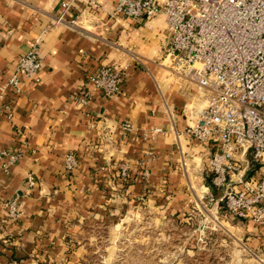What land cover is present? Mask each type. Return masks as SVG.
Here are the masks:
<instances>
[{"label":"crops","instance_id":"obj_1","mask_svg":"<svg viewBox=\"0 0 264 264\" xmlns=\"http://www.w3.org/2000/svg\"><path fill=\"white\" fill-rule=\"evenodd\" d=\"M94 1L74 0L57 22L62 0H0V83L37 40L42 60L36 78L24 77L20 93L9 87L0 100V150H23L9 170L0 162V264H27L38 243L58 256L66 228L79 227L80 207L103 210L97 203L113 179L120 210L143 197L154 210L186 214L185 221L198 207L207 211L208 197L218 193L207 169L209 145L183 133L185 107L199 105L197 88L170 81L160 62L170 43L165 16L134 20L114 14L117 0ZM102 66L126 68L121 91L107 96L89 82V101L76 99ZM125 120L136 128L123 137ZM71 150L79 157L74 170L64 165ZM123 164L126 177L118 172ZM11 199L22 211L16 222L5 205ZM218 213L221 244L264 254V227Z\"/></svg>","mask_w":264,"mask_h":264},{"label":"built area","instance_id":"obj_2","mask_svg":"<svg viewBox=\"0 0 264 264\" xmlns=\"http://www.w3.org/2000/svg\"><path fill=\"white\" fill-rule=\"evenodd\" d=\"M73 1L62 0L57 22ZM86 2L93 5L95 1ZM117 13L134 20L165 16L170 43L160 62L180 85L195 86L199 100L198 106L184 109L188 123L183 133L210 147L207 169L218 193L208 197L207 211L219 215L227 209L264 227V0H117ZM38 42L0 83V100L9 87L20 93L24 77H37L42 65ZM126 73L125 67L102 66L87 76L75 97L89 101V82L105 95H115ZM3 110L12 118L9 103ZM119 127L123 137L136 128L128 120ZM22 154L21 147L2 149L0 162L7 171ZM64 165L69 170L78 167L76 151L66 153ZM128 171L129 165L123 164L118 172L126 177ZM28 182L35 185L34 174L28 175ZM5 205L11 219L21 217L17 199Z\"/></svg>","mask_w":264,"mask_h":264},{"label":"rangeland","instance_id":"obj_3","mask_svg":"<svg viewBox=\"0 0 264 264\" xmlns=\"http://www.w3.org/2000/svg\"><path fill=\"white\" fill-rule=\"evenodd\" d=\"M166 71L170 81L180 84ZM113 182H108L111 184L106 197L97 203L103 210L94 207V211H83L80 207L76 214L79 227L66 228L58 256H49V246L44 254L45 249L41 251L38 247L43 246L38 243L27 264H264L262 253L244 251L237 242L232 247L221 244V217L214 211L198 207L185 221L186 214L154 210L143 197L140 204L126 201L127 207L120 210L113 198L114 193L121 192Z\"/></svg>","mask_w":264,"mask_h":264},{"label":"trees","instance_id":"obj_4","mask_svg":"<svg viewBox=\"0 0 264 264\" xmlns=\"http://www.w3.org/2000/svg\"><path fill=\"white\" fill-rule=\"evenodd\" d=\"M223 210H226V212H228V213H229V211H228L227 209H223Z\"/></svg>","mask_w":264,"mask_h":264}]
</instances>
